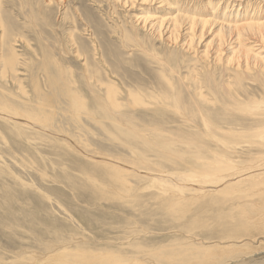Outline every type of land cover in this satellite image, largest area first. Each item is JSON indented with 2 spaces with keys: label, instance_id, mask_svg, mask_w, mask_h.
I'll return each instance as SVG.
<instances>
[{
  "label": "rangeland",
  "instance_id": "1",
  "mask_svg": "<svg viewBox=\"0 0 264 264\" xmlns=\"http://www.w3.org/2000/svg\"><path fill=\"white\" fill-rule=\"evenodd\" d=\"M140 1L130 9L115 0H0V21L6 25L0 26V102L7 105L0 109V264H75L78 256L131 254L133 246L162 250L163 256L187 241L184 233L192 225L186 235L205 245L235 225L217 219L220 206L215 204L198 202L178 215L161 202L159 184L167 187V181L158 184L150 175L128 171L129 190L123 194L113 182L112 167L118 162L126 169L165 176L175 185L212 183L264 169V149L252 134L255 122L243 112L227 122L179 118L181 107L171 103L177 90L168 87L162 76L168 74H160V66L152 62L153 56L169 58L172 64L181 60L178 44L148 40L154 49L151 58L135 50L131 40L118 39L115 24L131 33L133 18L144 12L142 8L154 7L157 15L177 8L170 0L160 7L159 2L154 6ZM187 1L180 5L190 14L210 9L208 0ZM224 1L228 0L220 3ZM240 2L239 12L255 11L264 17V0ZM138 29L149 39V31ZM190 66L180 63L179 75L187 76ZM104 84L115 86L121 103L116 116L101 108ZM254 87L245 81L244 102L259 93ZM179 97L180 106L190 103L185 91ZM206 111L218 116L220 107ZM204 124L208 133L215 130L214 137L205 135ZM157 134L184 156L208 148L214 154L204 153L196 160L198 166L208 163V171L187 175L186 158L158 155ZM110 192L120 195L100 199ZM263 244H254L251 253H239L226 264H264ZM145 258H150L149 264H181L178 259Z\"/></svg>",
  "mask_w": 264,
  "mask_h": 264
},
{
  "label": "bare ground",
  "instance_id": "2",
  "mask_svg": "<svg viewBox=\"0 0 264 264\" xmlns=\"http://www.w3.org/2000/svg\"><path fill=\"white\" fill-rule=\"evenodd\" d=\"M48 1L50 2V0ZM135 1L136 0H115V2L119 3L122 7H130V9H132ZM170 1L177 6V8L170 13L157 15V9L154 7H145L142 8L144 12L141 15L133 18L134 25L131 28V33L124 32V27L118 25V23L115 24L113 32L118 35V39L122 42L124 39L134 42L133 47L135 50L151 58V50L154 49L152 45L147 44L149 41L159 40L160 42H165V44L170 42L178 44L175 49L181 53V60L177 62L178 58L174 60L172 64L169 58H166L164 61L153 56L156 61L152 62L160 66V74L162 71L168 74V76L162 74L168 87L177 90H175L176 93L171 94V103L176 108L181 107L182 111L178 114L179 118L190 122H214L215 120L227 122V120L236 113L240 114L243 112L246 117H249L252 122H255L252 134L256 143L261 144L264 149V17L262 18L257 12L255 13V11L247 13L246 10H243L239 12L242 8L240 7L242 4L240 0H228L224 1L222 4L220 3L221 0L219 3L215 1L218 3L217 5L215 2L208 0V5H210L208 8L210 9L202 11L201 14H195L194 12L190 14L186 12L180 5L182 4L180 2L181 0ZM185 2L188 3L187 0H185ZM140 3L154 6L158 3L157 7H160L169 2L168 0H141ZM218 11L219 14L217 15ZM0 26L5 27L6 25H3L0 21ZM138 27L149 31V39H147L145 35L139 34ZM2 32L4 33L5 29H2ZM206 38L207 41H205ZM199 46L202 47L200 51L197 50ZM167 50L171 51L169 49ZM78 53L79 52H77V55ZM187 55L190 56L187 57ZM12 59L13 56L10 57L11 61L9 60L11 66ZM184 61L187 62V66L191 65L188 67L189 74L187 76L179 75L180 63ZM5 64H8V62H5ZM86 72H88V70H86ZM174 74H177V87L179 88L174 86ZM246 80L252 82L255 86L254 88L259 91V93L255 96L252 95L251 98L244 102L241 97L246 94L243 89ZM104 85H106V97L101 104V108H103L105 113L114 115L116 110L121 106V103L116 98L115 86L113 84ZM181 91H185L190 98V103L187 104L185 102L186 104L184 103L185 105L182 106H180L182 101L179 97ZM240 91L242 92L240 93ZM127 93L132 96L130 90H128ZM71 101H76L78 103L77 108L82 105L81 102L75 100L74 97ZM142 103L144 104V101H142ZM0 105L1 110L7 107V105L2 102H0ZM215 106L220 107L219 117L211 115L206 111L214 109ZM218 110L219 109H217V111ZM22 117L24 118V116ZM117 118L120 119L119 117ZM234 119L235 118H233L232 122H234ZM123 120L126 119H121V121ZM235 121L237 120L235 119ZM204 125L206 127L205 135L207 137H214L215 130L208 133V125ZM130 133L133 134L134 132L130 131ZM157 136V142L155 144L158 148V155L166 159L173 158L175 160L186 158V163L189 164L190 169L187 175L196 176L198 172L205 173L208 171V163H202L198 166L196 162L204 153H208L210 156L214 154H211L208 148L203 149L197 146L199 148L195 149L192 154L184 156L183 153L180 154L175 152L171 148L169 141L167 142L161 139L158 134ZM124 166L123 163L119 162L114 164L111 173L113 182L120 186L121 191L128 192L129 190L127 181V175L131 177L129 172L134 176L150 175L153 181L158 182V184L167 181V187L159 184L162 190L160 195L162 196L161 202L173 212L178 213V215H184L185 212L191 210V205L199 204L200 202H203L204 206H212V204H215L218 205V207L220 206V215H218L217 219L232 220L235 222V225L230 229L222 230L220 239L214 240L213 243L211 242L212 244L208 245H205L207 242L197 244L194 242L195 236L193 239V237L190 236L192 234L186 235V233H189L193 228L194 225H192L188 227L187 232L184 233V239L187 241L175 245V248L166 251L163 256H161L162 254L160 253L162 250L157 251L156 249L155 251H149V246L147 247L149 250H146V247L140 248L139 246H133L134 250L131 251V254H127L126 251V253H120L118 255H115V252L114 254H102L103 252H101L94 256H92L93 254L87 255L88 257L78 256V260L75 264H149L147 260L150 258L146 259L145 256L151 257V259L152 257H156L157 259L162 257L169 261L178 259L181 261V264H226L228 260L232 261L236 259V255L239 253L245 255L251 253L255 247L253 246L254 244L259 243V245H261L264 243V169L254 171L249 175L241 176L235 174L221 181L220 179H216L212 183H199L197 181L182 184L176 181L175 185L172 183V180L165 178V176L155 173L148 174L147 171L141 172L138 169H126ZM130 191L132 190L130 189ZM117 195H120V193L110 192L108 195H103V198L100 199L103 200L108 197L114 199V196ZM131 202L132 201H130V203ZM130 203H128V205ZM210 218L213 221L212 217ZM124 245L125 244H123V246ZM139 245L142 244L140 243ZM236 249L238 252L235 251ZM56 256L58 257L59 255ZM154 262L155 261H153V263Z\"/></svg>",
  "mask_w": 264,
  "mask_h": 264
}]
</instances>
